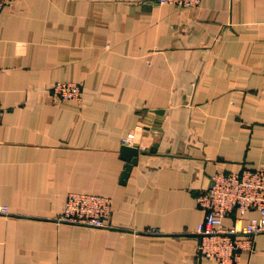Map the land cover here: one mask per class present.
<instances>
[{
	"label": "crops",
	"instance_id": "0c3cea01",
	"mask_svg": "<svg viewBox=\"0 0 264 264\" xmlns=\"http://www.w3.org/2000/svg\"><path fill=\"white\" fill-rule=\"evenodd\" d=\"M0 102V264H216L197 252V198L264 169V0H16ZM125 143L156 152L123 184ZM71 192L111 198V227L57 221ZM254 249L240 264H264V234Z\"/></svg>",
	"mask_w": 264,
	"mask_h": 264
},
{
	"label": "built area",
	"instance_id": "2783aa9c",
	"mask_svg": "<svg viewBox=\"0 0 264 264\" xmlns=\"http://www.w3.org/2000/svg\"><path fill=\"white\" fill-rule=\"evenodd\" d=\"M160 5L178 8H198L202 0H157ZM16 0H0V13L13 7ZM53 92L63 101H82L83 91L75 82H58ZM0 102V114L2 112ZM198 205L206 211L198 225L199 257L216 264H240L242 252L253 253L256 239L264 234V169H245L241 172L218 173L212 177L209 190L197 198ZM239 213L233 226L225 219ZM113 201L109 197L68 193L64 212L57 219L70 225L93 229L111 227ZM249 212H256L258 220L243 224ZM0 214H9L7 206L0 207ZM152 233L158 231L153 230Z\"/></svg>",
	"mask_w": 264,
	"mask_h": 264
},
{
	"label": "water",
	"instance_id": "95a60500",
	"mask_svg": "<svg viewBox=\"0 0 264 264\" xmlns=\"http://www.w3.org/2000/svg\"><path fill=\"white\" fill-rule=\"evenodd\" d=\"M156 149L151 148L150 150H141L137 145H130L129 143H125L121 148V158L126 161V168L122 175L121 183L125 184L129 179V176L135 166L138 165L139 156L155 153Z\"/></svg>",
	"mask_w": 264,
	"mask_h": 264
}]
</instances>
